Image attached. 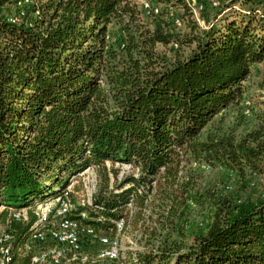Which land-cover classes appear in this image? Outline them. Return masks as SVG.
<instances>
[{"label":"trees","instance_id":"16d2710c","mask_svg":"<svg viewBox=\"0 0 264 264\" xmlns=\"http://www.w3.org/2000/svg\"><path fill=\"white\" fill-rule=\"evenodd\" d=\"M19 1L0 0V224L14 244L37 203L93 167L91 205L70 219L104 235L146 220L127 264H264V100L239 131L222 120L264 91V0H207L206 29L182 0ZM115 163L132 171L117 181Z\"/></svg>","mask_w":264,"mask_h":264},{"label":"built area","instance_id":"2783aa9c","mask_svg":"<svg viewBox=\"0 0 264 264\" xmlns=\"http://www.w3.org/2000/svg\"><path fill=\"white\" fill-rule=\"evenodd\" d=\"M188 12L191 14L194 21L206 29L207 25L200 19L204 11L207 0H182ZM32 0H20L18 6L31 3ZM144 10L150 11L149 4L141 1ZM209 5L212 8L218 7L217 0H209ZM153 14L158 13V9L152 10ZM11 23H18L19 18L10 19ZM175 27H181L179 19L173 17ZM177 47L176 44L173 45ZM119 171L117 181H120L124 174L131 172L132 167L126 163H115ZM93 167H87L81 174L91 172L92 178H86L84 187L87 192V206L91 205V198L96 192L97 178L94 174ZM85 179V178H83ZM77 178L71 177L67 182V186L62 195L54 199H47L37 203L32 209L35 221L28 227V239L25 244L15 245L14 239L9 232H0V264H14L19 257L29 255L28 264H62L81 260L88 261L80 255L82 240L86 239L96 243L101 247V250L96 255V260L127 264L120 255L121 239L119 235L126 229L127 222L125 219H119L115 225V231L112 234L104 235L97 233L92 227L83 225L75 220L70 219L76 207L71 200V193L75 187ZM129 204L127 209L131 210ZM131 213V212H130ZM28 214L24 211H12L11 217L14 222L28 223ZM80 217L86 219V214L81 213ZM34 246H44L41 249H35Z\"/></svg>","mask_w":264,"mask_h":264},{"label":"rangeland","instance_id":"374dc122","mask_svg":"<svg viewBox=\"0 0 264 264\" xmlns=\"http://www.w3.org/2000/svg\"><path fill=\"white\" fill-rule=\"evenodd\" d=\"M202 16L203 15L200 16L201 20H203ZM199 28L204 29V27H200V26H199ZM173 33L177 34L179 37L185 36L186 34H188V28L186 27V23L183 26L181 25V27H179V28H176V29L174 28ZM158 50L161 52H164L169 58L174 56L173 55L174 53H172L173 51L163 49L162 47H158ZM262 71L264 72V68ZM251 89H252L254 94L252 96L251 101L246 100L243 103V106L241 109L242 118H240L239 115L234 116V114H232V113L223 114L222 120H223L224 126H228V127L233 126L239 131L242 129L243 125L246 122H248V120H250L252 118L251 105L253 103L255 104L258 102H262L264 100V91H258V89L256 87V83L252 84ZM106 167L107 168L110 167L109 162L106 163ZM113 167L116 168V165L114 164ZM202 169H204V168H202ZM94 170H95V168H94ZM204 171H205V169H204ZM94 174L96 175V178H97L96 170L94 171ZM126 174H124V175H126ZM72 177L77 178V180H76L77 184H75V187L71 193V196H72L71 200L75 204L76 208L87 206L86 204H87L88 196H87L86 188L84 187L83 184L86 183V178H92L93 177L91 175V172L81 174V175H80V173H78L76 176H72ZM117 177H119V174ZM83 178H85V179H83ZM214 179L217 181V178H214ZM2 210H3V207L1 206L0 207V213ZM22 211L27 213V209H22ZM130 212L133 214V208H131ZM148 214L149 213L146 212L145 216H147ZM207 216H208V214L206 211H203V210L198 211L197 216L195 217V220H196L195 227H200V224H203L202 222H203V220L207 219ZM145 222H147V221L145 220L144 222L136 223L135 218L132 219V217H131V219L127 221L125 231L123 233H121L118 237L119 239H121V246H120L121 258H123V260L127 263H129L128 260H129L130 254L134 253L135 251L140 250L142 248V243H143L142 240L144 239V234L147 233L143 229V226H144V228L147 227V225H145ZM7 229H8V225L3 226L2 224H0V232H9ZM149 231H154L153 225L150 226ZM166 232L167 231L164 230L162 235L166 234ZM181 238L182 237L179 233L173 232L170 234V240H180ZM17 245H19V244H17ZM100 250H101V247L98 244L90 242L86 239H83L82 245H81L80 255L83 258H86L87 260L92 261L93 263H95V262H101L102 263L103 261L96 260V255L98 254V252ZM106 264H116V263L106 262Z\"/></svg>","mask_w":264,"mask_h":264}]
</instances>
